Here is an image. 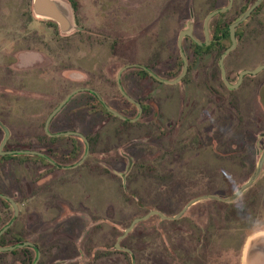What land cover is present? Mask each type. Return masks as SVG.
Instances as JSON below:
<instances>
[{"label": "rangeland", "instance_id": "1", "mask_svg": "<svg viewBox=\"0 0 264 264\" xmlns=\"http://www.w3.org/2000/svg\"><path fill=\"white\" fill-rule=\"evenodd\" d=\"M60 1L81 31L65 34L36 16L33 0H0V123L10 132L4 150L43 154V160L0 159V197L18 207L4 246L21 241L37 248L0 254V264H34L37 251V264H242L247 239L264 232V166L235 201H201L175 221L153 216L119 242L131 255L116 248L132 222L151 211L175 217L199 197L233 196L252 178L264 151L254 91L229 92L211 83L221 96L216 101L200 84V65L176 85L139 72L144 67L162 80L175 79L181 64L170 66L179 60L177 37L188 23L181 16L190 8L189 20L201 23L202 4L73 0L74 9ZM241 7L237 1L230 19ZM263 45V35L246 37L238 63L227 65L232 81L260 63ZM129 65L140 67L124 71L119 84L146 113L126 125L102 110L91 112L90 96L80 95L50 133H80L89 147L68 137L50 140L48 116L76 89H90L126 120L136 119L139 110L123 100L117 80ZM254 134L256 156L242 146ZM3 138L0 128V144ZM13 214L0 201V228Z\"/></svg>", "mask_w": 264, "mask_h": 264}, {"label": "flooded vegetation", "instance_id": "2", "mask_svg": "<svg viewBox=\"0 0 264 264\" xmlns=\"http://www.w3.org/2000/svg\"><path fill=\"white\" fill-rule=\"evenodd\" d=\"M175 1L183 2L184 0H175ZM197 1L200 2V4H202L203 8L205 9V12H204L205 15L201 23L198 21L192 22L189 20L191 16L190 8H188L187 13L181 16L183 20H188L187 27H185L182 31H187L191 27V35L193 37V39L190 37H185L182 41V50L184 53V57L186 59L187 72L181 82H187V80L189 79V76L191 75V73H193V70L195 69V67L197 65H200L201 67L200 70L203 74V77H201L202 79L200 78L201 79L200 84L202 85L203 89L207 90L208 93L215 95L214 97L216 98V101H219L221 99V96L216 92L215 88H213L211 83L219 82V84L223 86L229 92H235V91L237 92L244 88H247L248 91H254L258 107L260 111L263 113L262 115L263 123H262V126L259 125L257 128V131H260L258 132L257 136L258 138H263L264 140V101L262 102V97H261V95L263 94V100H264V45H263V52H262L263 59L260 61V63L256 65L255 67H252V68L245 67L244 69L239 71L236 74L235 81L231 80V73L227 66L228 63H231L230 66L233 67L236 65V63H238L237 61L240 60L238 50L240 46L243 44V42L245 41L246 37L251 36L252 38L254 37L259 38L261 37V35L264 36V0H261L259 5L252 11L250 16L246 19V21L239 24L235 28L236 46L234 50L231 51L224 58V60L222 61V64H221L222 55L232 46V40H231L230 30H229L230 26L236 23L259 0H232L231 1L232 5L228 11L213 16L208 21L207 24H206V20L208 16L214 13L215 11H219L223 8L228 7L230 0H185V2H188L191 4H195ZM237 1L242 2V7L241 9L239 8L241 11L239 10V13H238L239 15L236 18L230 19V16L233 14V12L237 10L236 9ZM246 5H249V7H245ZM182 31H180L179 34ZM179 34H178V37H179ZM178 37H177V41H178ZM181 61H182V58H181ZM178 62L179 60L177 62L174 61L173 65L170 66L171 67L170 69H173L175 67L177 68ZM260 67H263V69L258 74L244 76L239 87H237L236 89H230L225 84L223 76H222V68H223L226 81L228 82L229 85L234 86L239 82V77L242 72L253 71ZM134 68H138V67H134ZM140 68H142V70L147 71V69L144 67H140ZM182 69H183V61H182ZM181 73H182V70L176 78H178L181 75ZM151 74H150L151 78L156 81V79ZM158 83H161V82H158ZM256 143H257L256 136L254 134V136L251 137L249 141L242 143V146H246L247 153L249 155L256 156V145H257ZM248 159H249V163L254 162L253 159H251V157L247 158V160ZM5 197L13 200L7 195H5ZM2 200H5V199L2 198ZM7 202L9 203V201ZM9 205L11 206L10 203Z\"/></svg>", "mask_w": 264, "mask_h": 264}, {"label": "water", "instance_id": "3", "mask_svg": "<svg viewBox=\"0 0 264 264\" xmlns=\"http://www.w3.org/2000/svg\"><path fill=\"white\" fill-rule=\"evenodd\" d=\"M232 0H230V3L228 5V7L223 8L219 11H215L214 13H212L211 15L208 16L207 20H206V24L208 23V21L215 15H218L220 13H224L226 11H228L232 5ZM261 2V0H259L258 2H256L254 4V6H252L236 23H234L232 26H230V36H231V40H232V46L222 55L221 57V64L222 61L224 60V58L231 52L234 50L235 46H236V39H235V28L243 23L244 21H246V19L250 16V14L252 13V11L259 5V3ZM33 11L34 14L40 18L49 20V21H53L54 23H56L60 30L67 34L69 32L72 31H81V29H79L73 19L72 13L70 11V7L65 4L64 2L60 1V0H33ZM185 37H190L193 39L192 35H191V27L189 30L187 31H182L179 34L178 37V41H177V47L178 50L180 52V56L182 58L183 61V69H182V73L181 75L176 78L175 80H171V81H167V80H162L160 78H157L156 76H154L153 74H151L156 81L161 82L163 84L166 85H176L178 83H180L182 81V79L185 77L186 72H187V64H186V59L184 57V53L182 50V41ZM134 67H139V66H135V65H129V66H125L123 67L118 75H117V80H118V85H119V90L121 92V94L132 104H135L139 110V115L136 119L131 120V122H135L139 119V117L141 116L142 113V107L140 104L136 103L134 100H132L131 98H129L125 92L123 91L121 85L119 84V80L121 78V75L124 71L130 69V68H134ZM144 69V68H143ZM263 69V67H260L256 70L253 71H244L240 74L239 77V82L234 85L231 86L228 84V82L225 79L224 76V70L222 68V76L224 79L225 84L230 88V89H236L237 87H239L242 79L244 76L246 75H256L258 74L261 70ZM83 92H89L95 95V93L93 91H91L90 89H76L75 91H73L72 93H70L52 112L51 114L48 116L45 125H44V131L45 133L53 138V137H77L79 139H81L85 145L86 148L89 147L88 141L87 139L81 135L80 133L77 132H67V133H61V134H57V135H53L51 133H49V126L51 121L53 120V118L62 110V108L77 94L79 93H83ZM262 94V93H261ZM262 97V102L263 100V94L261 95ZM100 99V98H99ZM106 110L109 114H111L112 116L124 120L126 121V119L120 115L119 113H117L116 111L106 107ZM0 128L2 129V131L4 132V138L0 144V157H5V156H12V155H26V156H37V157H43V154L38 153V152H34V151H5L4 147L10 137V132L9 130L0 123ZM88 153V150H87ZM87 157V154L84 155V157L82 158V160L77 164L80 165L83 160ZM264 164V151L257 163V167L255 170L254 175L252 176V178L246 183L244 184L238 191H236V193L229 197V198H220L217 196H213V195H208V196H202L199 197L195 200H192L191 202H189L182 210L181 212L176 215L175 217H166L164 215H162L160 212L158 211H151L149 212L147 215H145L142 218L136 219L132 222L131 226L125 231V233L123 234V236L119 237L117 240V244H116V248L118 250H122L124 252H127L131 255V252L127 249H121L119 246V242L125 238L129 232H131L134 228L135 225H137L138 223L147 221L149 218L153 217V216H157L159 217L161 220H166V221H173V220H178L179 218H181L186 211L194 204L199 203L201 201H205V200H216V201H220V202H225V203H231L233 201H235L244 191H246L250 186H252L256 180L258 179L261 171H262V167ZM3 199L9 201V203L11 204L13 211H14V215H13V220L6 225L4 228H2L0 230V238L2 237V235L12 226L13 222L16 220L17 216H18V207L16 205V203L3 196ZM26 247H32L35 249V246L32 245L31 243L25 242L21 245L18 246H14V247H8V248H2L0 247V253H7V252H12L16 249H22V248H26ZM38 258H39V252L37 251V259L35 260L34 264H37L38 262ZM242 264H264V232L263 233H256L252 236H250L247 239V242L244 246L243 249V253H242Z\"/></svg>", "mask_w": 264, "mask_h": 264}, {"label": "trees", "instance_id": "4", "mask_svg": "<svg viewBox=\"0 0 264 264\" xmlns=\"http://www.w3.org/2000/svg\"><path fill=\"white\" fill-rule=\"evenodd\" d=\"M68 2L73 6V8L74 9H76V7H77V4L73 1V0H68ZM179 62H180V64H181V70H182V61H181V58L179 57ZM181 70H179V74H180V72H181ZM143 76H148L149 78H151V76H150V74L148 73V71H145V70H140L139 71ZM179 74H176V75H174V78H176ZM152 79V78H151ZM154 80V79H153ZM80 95H89L90 96V99H91V103L90 104H88L89 106H90V108H91V112H93V113H95V112H100L101 113V111L100 110H102L103 112H105V114H107L108 116H110V117H114V116H112L111 114H109L108 112H107V110H106V105L99 99V97L97 96V94H92V93H79V94H77V95H75L63 108H62V110L53 118V120L51 121V123H50V126H49V133H50V131H51V126H52V124L58 119V116H59V114L62 112V111H64L66 108H68L73 102H74V98L75 97H77V96H80ZM122 98H123V100L124 101H126L127 99H125L124 97H123V95L121 96ZM127 102L135 109V110H137V112H138V108H137V106L135 105V104H132V103H130L128 100H127ZM137 103V102H136ZM97 105V106H96ZM141 107H142V109L144 110V112L146 113V110H147V108L145 109V107L143 106V105H141ZM96 108H100V109H96ZM120 114V113H119ZM122 115V114H121ZM137 117H138V114L136 115ZM136 117V118H137ZM115 118V117H114ZM131 120H126V121H124V124H126V125H131V122H130ZM68 132V131H67ZM65 133V132H64ZM47 135V134H46ZM53 135H57V134H53ZM69 139H73V140H75V141H78V142H81V144H83V146H85V143L84 142H82V140L81 139H79V138H77V137H68ZM51 141H55V140H57V139H55L54 137L52 138V139H50ZM85 148H86V146H85ZM77 149V148H76ZM80 150V148H78V151ZM5 151H14V150H5ZM16 151H19V150H16ZM77 151V152H78ZM76 152V153H77ZM75 153V154H76ZM74 154V155H75ZM22 157H26V158H28V157H33V156H26V155H21ZM7 157H10V156H5V157H0V159H5V158H7ZM38 159H41V160H43L42 158H39V157H37ZM79 163V161L78 162H76V165ZM0 201H2V202H5L7 205H9V203L6 201V200H2V198H0ZM11 220H13V219H11ZM8 225V224H7ZM6 226V225H5ZM4 225L0 228V230L2 229V228H4L5 227ZM10 233V230H7L3 235H2V237L0 238V247H2V248H8V247H6V246H4V242H5V238H6V236L8 235ZM23 243H25V242H21V241H18V245H21V244H23ZM18 245H13V246H9V247H14V246H18ZM34 249V248H32V247H26V248H22L20 251H24V249ZM35 251L37 250V248L35 247V249H34ZM17 251H19L18 249H16V250H14V251H12V252H7V253H11V254H14V253H16ZM0 254H5V253H0Z\"/></svg>", "mask_w": 264, "mask_h": 264}]
</instances>
